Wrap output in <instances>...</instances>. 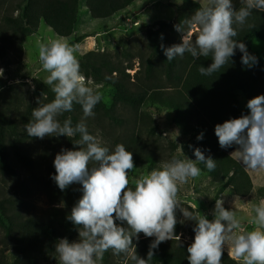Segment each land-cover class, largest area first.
Here are the masks:
<instances>
[{
  "label": "trees",
  "instance_id": "16d2710c",
  "mask_svg": "<svg viewBox=\"0 0 264 264\" xmlns=\"http://www.w3.org/2000/svg\"><path fill=\"white\" fill-rule=\"evenodd\" d=\"M136 1L87 0V8L94 20H107L125 11ZM232 3L237 10L242 6L241 0H232ZM200 5L194 0H183L182 4L174 5V22L159 21L149 26L153 31L146 38L145 46L139 49L138 55L124 51L114 57L91 52L78 59L80 71L87 80L114 90L112 106L108 108L101 101L94 109V116L84 122H87L88 131L94 136L108 122L115 132L114 136L104 137L103 146L113 151L117 144H123L132 152L136 165L153 170L162 161L172 158L176 151L175 145L164 146L161 143L156 135L157 123L147 112V108H162L174 114L175 125L185 137L193 138L194 150L201 149L206 157L216 162L213 171H208L203 163H199L201 171L221 189L231 188L237 197L247 198L253 190L250 176L231 157L236 146L228 149L219 146L215 126L249 113L240 107V93L244 94L247 102L264 95V62L252 49L254 40L264 42V13L253 11L248 23L254 27H245L235 37L246 44L250 54L258 58V64L251 68L244 66L241 63L243 54L237 49L236 54L219 71L212 76H203L199 73V67H209L211 56L194 59L186 53L183 57L177 56L168 61L161 49V44L170 47L182 43V34L175 30L174 25L191 17ZM17 10L19 16L7 15L0 27V61L7 67L12 65L11 59H6L7 50L16 51L19 60L22 59L25 32L37 29L42 21L59 37L70 38L79 21L80 0H21ZM79 41L76 39L74 44ZM137 58L140 68L132 77L127 71L133 70L131 63ZM3 89L0 85V177L18 183L23 181V173L27 174L33 183L44 189L53 207L41 218L25 217L20 213L19 200H0V213L5 218L4 221L0 217V227L4 233L0 239V264H9L7 253L11 251L16 254L13 264H40L47 257L58 258L55 244L59 239L67 238L72 242L79 238L76 227L67 217L80 199V190L76 184H72L61 191L51 178L56 174L55 156L62 149L79 150L74 145L79 136L45 137L42 140L28 137L24 126L32 119V110L39 106L37 98L42 103L54 99L51 87L37 82L34 100L24 95L1 100ZM42 93L45 94L44 99ZM69 117L73 125L79 123L83 118L81 107L74 105L72 112L64 113L58 119L62 122ZM201 133L203 139L198 140ZM33 144L44 145V152L40 156L44 161L39 162L34 157ZM51 152H54L53 156ZM176 217L178 223L175 234L180 236L186 229L184 223H179L182 220L179 209ZM117 224L120 222L117 221ZM122 226L127 227L126 223ZM194 227L195 223L191 221L188 227L191 234H195ZM154 239L146 238L142 233L139 241L133 239L141 258L147 259L149 246ZM190 244L182 240L162 242L154 250L149 264H188L187 247ZM124 259L123 254L116 256L109 250L98 264H119L124 263ZM222 264L237 262L225 252Z\"/></svg>",
  "mask_w": 264,
  "mask_h": 264
},
{
  "label": "clouds",
  "instance_id": "9594fccd",
  "mask_svg": "<svg viewBox=\"0 0 264 264\" xmlns=\"http://www.w3.org/2000/svg\"><path fill=\"white\" fill-rule=\"evenodd\" d=\"M241 4L237 10L232 0L201 3L191 17L174 25L182 34V43L170 47L161 44L167 60L186 53L194 59L211 56L209 67H199L203 76L219 71L237 49L243 54L244 66L251 68L258 64V58L235 37L245 27H254L248 18L253 11L264 13V0H241ZM79 47L69 44L65 37L36 42L41 70L48 73L43 82L51 87L54 99L42 103L37 98L39 106L32 110V119L24 126L30 138L79 136L74 143L79 150L62 149L55 156L56 174L51 177L61 191L80 184L83 193L67 217L79 238L72 242L67 238L58 240L55 244L58 264H98L109 250L116 256L123 254L124 264H149L162 242L181 239L175 234L177 209L184 217L180 224L185 220L195 223L194 242L187 247L188 264H222L225 249L237 264H264V198L251 206L247 221L250 230L242 226L236 211L225 209L222 199H216L212 220L182 206L178 198L180 188L201 175L197 164L203 163L208 171L215 170L216 162L201 149L194 150L195 160L173 156L149 173L130 179L129 173L135 169L132 152L123 144L110 151L89 133L84 121L94 116L95 107L104 97L99 91L101 86H91V81L81 73L76 56ZM3 74L0 69V77ZM32 87L34 90L35 86ZM42 95L44 99L45 94ZM74 105L82 109L81 121L73 125L69 117L61 122L58 118L72 112ZM247 109L248 114L217 124L215 135L222 149L236 146L231 157L245 171L264 173V95L250 99ZM197 139L202 140L203 133ZM237 200L239 197L235 198V205ZM125 223L127 227L122 226ZM141 233L146 238H155L147 259L137 254L133 243L134 238L139 241Z\"/></svg>",
  "mask_w": 264,
  "mask_h": 264
},
{
  "label": "rangeland",
  "instance_id": "374dc122",
  "mask_svg": "<svg viewBox=\"0 0 264 264\" xmlns=\"http://www.w3.org/2000/svg\"><path fill=\"white\" fill-rule=\"evenodd\" d=\"M21 0H0V27L3 25V19L7 15L18 17L19 10L17 4ZM198 3H206V0H194ZM183 0H137L132 6L125 11L118 13L114 17L107 20H94L88 11L87 0H80V15L76 25L74 34L67 38V42L72 45H79V50L76 53L77 59H81L88 53L94 52L97 54H108L118 57L124 51H129L132 54L138 55L139 49L145 46L146 38L153 31L152 26L159 21L174 22L176 12L174 5L182 4ZM59 38L55 32L48 27L45 21H42L37 29H29L25 32L22 41V59L19 60L17 52L7 50L6 59H11L10 67L4 66L0 61V69L4 70V74L0 77V85L4 87L1 92L2 99H11V97L26 96L27 99L34 100L33 92L36 88V83L41 82L46 85L43 80L48 73L41 70V65L38 60V51L36 42H47L52 39ZM76 39H80L77 44H74ZM253 52L264 62V42L254 40L252 43ZM27 59V60H26ZM26 61V62H25ZM129 64V63H127ZM125 64V65H127ZM133 70L127 71L132 77L139 71L140 60L137 58L131 63ZM91 81V86L100 85L99 91L103 93L104 103L108 108L112 106L114 101V90L106 85L97 84ZM34 90H33V87ZM48 86V85H47ZM239 102L241 109H247V98L244 94H239ZM147 112L152 116L158 126L157 137L164 146L175 145L176 151L173 156L180 159L195 160L194 155L195 141L191 137H185L175 125L174 114L162 108H147ZM86 125L87 122H86ZM115 130L110 124L105 123L100 127V130L95 133L98 139L104 141V137L114 136ZM167 133V135H165ZM32 150H35L34 157L39 162L44 161L40 156L44 152V145H31ZM57 149H59L57 147ZM54 155V152H51ZM234 158V157H233ZM236 159V158H234ZM46 160V159H45ZM237 160V159H236ZM239 163V162H238ZM240 164V163H239ZM241 165V164H240ZM135 169L129 173V178H138L142 174L149 173L152 169L141 167L134 163ZM242 166V165H241ZM200 168V164H197ZM253 184L251 194L247 198H239L235 205L237 197L231 188L225 190L215 185L212 179L201 171V175L195 180H190L189 183L181 186L178 198L182 206L190 207L194 212H200L207 216L209 220L213 219V211L215 209L216 199L224 201V207L229 211H236L237 218L241 220L242 226L246 230H250L251 225L248 224L249 213L251 206L264 197V173H254L246 171ZM21 182L13 183L9 180H4L0 177V200L11 198L19 200L21 211L25 217H43L53 207L49 197L41 186L33 183L31 177L24 175ZM37 174L40 175V172ZM80 190V198L82 197V185L76 184ZM133 187V185H129ZM1 220L5 221L4 216L0 213ZM182 220H184L182 214ZM191 221L185 220V232L182 233L181 239L184 242H194L195 234H191L188 230ZM2 227H0V239L3 236ZM170 241V240H169ZM0 248L1 245H0ZM227 253V249H225ZM9 264H13L16 260L14 252L7 253ZM58 258L47 257L40 264H58ZM119 264H124L119 262Z\"/></svg>",
  "mask_w": 264,
  "mask_h": 264
}]
</instances>
